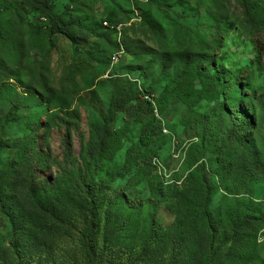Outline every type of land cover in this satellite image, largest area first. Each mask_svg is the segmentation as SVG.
<instances>
[{
  "label": "rangeland",
  "instance_id": "rangeland-1",
  "mask_svg": "<svg viewBox=\"0 0 264 264\" xmlns=\"http://www.w3.org/2000/svg\"><path fill=\"white\" fill-rule=\"evenodd\" d=\"M51 5L94 35L76 46L39 14L1 6L0 197L19 235L0 217V264H86L84 234L96 264H264L263 28L236 0ZM109 13L121 25L105 26ZM183 53L218 84V100L191 112L176 89ZM115 81L137 83L140 102L148 89L162 113L115 112ZM232 120L251 121L245 164L223 142Z\"/></svg>",
  "mask_w": 264,
  "mask_h": 264
},
{
  "label": "trees",
  "instance_id": "trees-1",
  "mask_svg": "<svg viewBox=\"0 0 264 264\" xmlns=\"http://www.w3.org/2000/svg\"><path fill=\"white\" fill-rule=\"evenodd\" d=\"M52 1L53 0H18L17 3L8 0H0V12L1 6H5V8H10L13 6H19L21 8H27L30 11L39 14L42 19L47 23L48 33L49 35H63L69 38L73 44L80 45L85 39L92 37L94 34H86L84 35L81 31H74V23L73 21H68L62 19L60 16L55 15L52 11ZM238 6L241 8L242 13L246 16L247 20L251 23L253 27H260L264 30V9L260 5L259 1L252 0H236ZM103 24H107L105 26L110 27H118L121 25L120 20L118 19L115 13H109L107 18L103 21ZM124 48L122 47L120 50H117L116 53H113L112 61L115 62L124 52ZM186 56V61L183 64V71L181 77L176 81V89L180 93L181 99L183 103L187 106L188 111H192L193 107L198 105L201 102H215L218 100L219 92H218V84L214 81L211 75L205 74L201 75L198 78V70L194 68L192 65V57L193 53H183ZM112 62V64H113ZM196 67V66H195ZM195 82L200 84V88L197 89L195 87ZM116 86L114 90V96L112 99V104L115 112H126L129 117L139 116L142 113L143 116H152L155 119L158 114L156 112L162 113L163 109L154 105L153 98L148 97L152 96V93L146 89L142 94L147 96V100L140 102L137 95L134 94L137 89V83L127 85L123 81H115ZM149 94V95H148ZM130 104V106H128ZM157 112V113H158ZM115 118L110 119L108 124L104 128L105 135L109 131H113L115 129ZM158 125L161 126V123L158 122ZM251 121L238 122L236 120H232L230 122V130L226 134V137L223 139L225 146L229 149V152L233 154L238 161L245 164L247 161V157L244 154L243 150L240 147V143L238 142V137L243 135V132L250 128ZM166 131V130H165ZM152 133L151 131H146V128L143 134L140 137V142L144 146L149 145ZM99 135L91 136L90 141L88 143V152L93 155L95 153L96 145L95 143L98 140ZM102 149V147L100 148ZM154 158L150 160L152 163ZM1 184V179H0ZM86 195L89 199L93 201V205L95 202V198L97 194L95 193L94 187L87 185L85 187ZM31 197L35 203L40 202L37 194L34 193V190L31 189ZM0 217H4L8 222L11 223V233L12 237H17L19 235V231L17 230V226L14 223V218H10L12 216L4 209L1 203L0 197ZM235 232V231H234ZM214 232V236H215ZM232 236H235L232 233ZM83 242L86 244V250L88 248V263L86 264H96L97 257L94 255L96 249L92 248V243L88 242L87 234L83 235ZM225 241L221 244L224 245ZM227 243V242H226ZM206 264H213V260H209Z\"/></svg>",
  "mask_w": 264,
  "mask_h": 264
}]
</instances>
